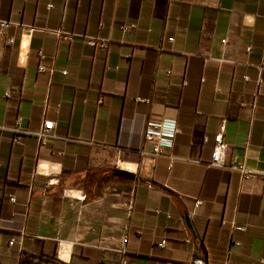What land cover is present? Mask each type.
<instances>
[{
  "label": "crops",
  "instance_id": "crops-1",
  "mask_svg": "<svg viewBox=\"0 0 264 264\" xmlns=\"http://www.w3.org/2000/svg\"><path fill=\"white\" fill-rule=\"evenodd\" d=\"M1 20L0 264H264V0H0Z\"/></svg>",
  "mask_w": 264,
  "mask_h": 264
},
{
  "label": "built area",
  "instance_id": "built-area-1",
  "mask_svg": "<svg viewBox=\"0 0 264 264\" xmlns=\"http://www.w3.org/2000/svg\"><path fill=\"white\" fill-rule=\"evenodd\" d=\"M12 24H17L11 21H0V36L3 35V31L11 26ZM131 25H123L122 29L127 30ZM169 41L173 40V37L168 39ZM12 43V38L9 39ZM92 44V42H91ZM21 48H26V38H22L20 43ZM41 70L44 67H40ZM6 95H9L7 92ZM137 100L145 101V99L137 98ZM54 122L52 120H45L42 127L35 133L39 139L40 144L46 145L48 144L53 138L56 136L53 133ZM176 133V128L172 123L168 122H160V123H149L144 131V140L148 142H154L151 150V155L153 158L160 157L166 155L164 153L163 146L165 144L171 145L173 136ZM15 141H18L15 138ZM227 145L223 141V133L222 131L218 132L214 135V144L212 148L211 160L209 162L210 166L214 167H227L224 159V154L226 151ZM171 158L170 155H166ZM232 166V165H230ZM234 168L239 171L241 178H248L250 172L248 169L245 168L244 163L241 162L240 164H236ZM263 180H264V171L260 172ZM10 200H14V197H10ZM199 202L197 201V204ZM13 241L11 240L9 243L11 244ZM166 244V239H162L157 245L162 247ZM23 259V258H21ZM21 259L18 260L17 264H42L38 260H32L28 262H23ZM194 264H204V261L200 258L194 260Z\"/></svg>",
  "mask_w": 264,
  "mask_h": 264
},
{
  "label": "water",
  "instance_id": "water-1",
  "mask_svg": "<svg viewBox=\"0 0 264 264\" xmlns=\"http://www.w3.org/2000/svg\"><path fill=\"white\" fill-rule=\"evenodd\" d=\"M114 174L117 175V176H122V177H125V178H129V179H133L134 178V174L129 172V171H126V170L116 169L114 171ZM187 225L190 227V223L188 221H187Z\"/></svg>",
  "mask_w": 264,
  "mask_h": 264
},
{
  "label": "trees",
  "instance_id": "trees-1",
  "mask_svg": "<svg viewBox=\"0 0 264 264\" xmlns=\"http://www.w3.org/2000/svg\"><path fill=\"white\" fill-rule=\"evenodd\" d=\"M23 262H28V260L27 259H25V258H23V259H21Z\"/></svg>",
  "mask_w": 264,
  "mask_h": 264
}]
</instances>
